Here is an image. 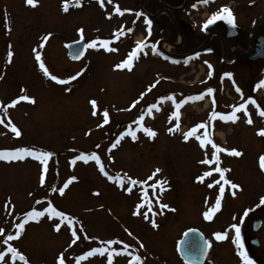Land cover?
<instances>
[{
    "label": "rangeland",
    "instance_id": "1",
    "mask_svg": "<svg viewBox=\"0 0 264 264\" xmlns=\"http://www.w3.org/2000/svg\"><path fill=\"white\" fill-rule=\"evenodd\" d=\"M62 1L37 0L35 6H30L26 0H0V149L29 147L52 153L46 166L31 156L0 160V251L7 253L4 241L20 231L16 224L25 220L27 212L33 208L43 211L51 205L73 217V222L68 224L51 212L38 220H27L20 236L10 242L27 258V264H59L61 254L65 264H108L109 259L112 264H134L133 255H140L143 264H187L177 253V243L189 228L200 229L212 242L206 264H241L231 225L240 223L249 209L246 221L251 217L263 218L264 222V205L260 204L264 168L259 162L264 156V136L259 134L264 129V116L260 115L264 110V86H258L264 80V58H250L256 36L264 34V0H213V6L199 3L201 13L194 18L198 32L203 30L204 13L211 11L213 15L229 4L241 37L240 42L228 38L230 42L222 47V53L201 51L188 62L177 54L184 48L187 52L193 50L197 42H188L182 48L174 44L178 32L170 20L175 18L167 14L168 10L157 11L158 0L146 4L154 20H159L151 24L153 40L138 51L132 36L140 39L143 34L123 33L120 42L115 43V30L131 25L137 16L133 11L116 13L121 0H104L103 5L100 0H81L82 7H69L67 11ZM122 1L121 8H129L130 0ZM162 1L172 5L179 2ZM79 29H83L88 44L96 40L97 46L88 47L82 59L69 60L66 45L81 37ZM49 33L51 54L46 55L41 44ZM214 33L200 37L199 43L206 44ZM104 40L111 42L112 50L103 46ZM158 40H162L163 48L157 47ZM6 44L11 49H6ZM158 48L167 51L173 60L153 54ZM9 51L13 53L11 60ZM134 51L137 55L130 69L115 67ZM37 52L50 75L40 68ZM205 61L212 66L211 75ZM226 72L232 77H225ZM52 75L58 79L52 80ZM209 87L215 89L214 93L204 95L205 100H188L179 108V119L173 116L177 103L206 93ZM22 95L34 102L19 100ZM93 99L97 102L95 109L90 103ZM13 100L17 101L15 105ZM241 103L246 104L247 112H237L234 122L211 116L213 111L231 113ZM152 104L157 107L149 111ZM105 109L109 114L107 124L103 123ZM141 115L144 119L137 123ZM202 122L207 125L197 130L198 135L203 139L207 132V139H213L216 132L214 144L222 149L220 152L209 143L201 146L196 136L184 139ZM13 124L20 130L19 137L12 131ZM129 127L137 139L126 134L116 148H111ZM170 127L172 132L168 131ZM144 128L152 129L156 136L150 137ZM226 148L229 151H223ZM232 149L241 155L231 154ZM91 153L99 161L75 160ZM205 160L212 163H202ZM101 166L108 176L123 179L124 187L120 179L105 176ZM217 167L228 169L223 178L216 171L204 176ZM156 168L161 171L152 176ZM199 176L203 179H197ZM71 177L77 179L61 194L59 188ZM129 177L143 183L130 184ZM226 180L241 187L233 189ZM221 186L225 189L222 197ZM218 197L220 208L212 213L211 220L205 219L203 213L215 207ZM162 204L169 207L163 209ZM153 219L159 227H153ZM56 224H60L59 230ZM216 232H226L227 237L217 240ZM259 234L263 247L254 248V256L264 264V225ZM109 240L116 243L109 245ZM98 247L107 251L80 259ZM0 264L24 261L8 254Z\"/></svg>",
    "mask_w": 264,
    "mask_h": 264
},
{
    "label": "snow or ice",
    "instance_id": "2",
    "mask_svg": "<svg viewBox=\"0 0 264 264\" xmlns=\"http://www.w3.org/2000/svg\"><path fill=\"white\" fill-rule=\"evenodd\" d=\"M109 2H111V0H109ZM208 2H209V0H197V3H202V4H207ZM36 3H37V0H26V4H28L30 6H35ZM75 3H76L77 6H79L80 0H75ZM100 3H101V5H103L104 0H100ZM68 6H69L68 0H65V5H64L65 11H67ZM196 6H197L196 4L193 5V7H196ZM115 11L117 13H119L120 15H123L124 12L131 11V10L130 9H123V10H121V8L118 5H116ZM220 19L226 20L230 25H234L235 24L234 15H233L232 11L230 10V8H228L227 6H222V8L219 11H217L216 13H214L208 20L205 21V23L203 25V28L206 30L209 25H211L216 20H220ZM145 23L147 25L148 33H149V35H151V24H152L151 19H146ZM78 31L81 34V39H83V29H79ZM128 31L131 32L132 29L129 28ZM51 35L52 34L49 33L46 36H44L43 37V41H47L48 38ZM110 43L111 42L109 40H104L103 41V46L106 49H108V50H112V49L109 48ZM42 46H43V43L41 44V47ZM96 46H97V41L96 40H92V41H90L89 44L85 45V48H87V47H96ZM145 46L146 45L144 43H138V45H137V51L140 48H143ZM137 51H134L133 53H131L128 56L127 59H125L122 63L117 64L115 67L116 68L127 67V68L130 69L132 67L133 57L137 55ZM82 54H83V52L81 50H78L77 51V58L80 55H82ZM12 55H13V53L11 51H9L8 52L9 60H11ZM195 55L196 56H199L200 54L199 53H196ZM36 59L38 61H40V68L43 69L44 73L46 75H50V73L48 72V69L45 67L43 61H41V57H40V53L39 52L36 53ZM189 59H191V58H186L185 62H188ZM174 62L179 63V61H174ZM205 63L208 64L207 61H205ZM208 66H209L210 75H211V68H212V66L210 64H208ZM79 75H81V73H76V76H79ZM224 76L230 78V77H232V73L226 72V73H224ZM75 78L76 77H70V79H75ZM51 79L52 80H57L58 77L55 76V75H52L51 76ZM59 82L60 83H66V81H64V80H60ZM233 83L235 84V81H233ZM154 86L155 85H153V87ZM258 86H264V80H261L259 82V85ZM214 91H215V89L209 87V88H207L206 93H202L201 95H198V96H190V97L187 98V100H184V101H181V102L177 103L176 104L177 111L173 113V116H175L177 119H179V116H180L179 108L181 107V105L183 103H186L188 100H199V99H203V96L204 95H206V94H212V93H214ZM236 91L237 92H240L241 91L238 86L236 87ZM18 99L19 100H31L32 102H34V99L31 98V97H29V96H27V95H22ZM161 99H169V97H161ZM172 99H174V97ZM249 101L251 103H255V100L252 99L251 97H249ZM11 103L13 105H15L17 103V101L16 100H13ZM90 103H91L93 109H95L96 108V105H97L96 100L93 99V100L90 101ZM156 107H157L156 104L150 105L149 111H151L152 109H155ZM257 107H259V106H257ZM241 110H244L245 112H247V106H246V104H244V103L239 104V106L233 108V111L231 113H227V114L226 113H222V112L213 111L211 113V116L213 118L219 117L220 119H222L224 121H233L234 122V121H236L238 119L237 112H239ZM93 115H96V112L95 111L93 112ZM260 115L261 116H264V110H262L260 112ZM108 116H109L108 111L105 109L103 111V123H105V124L108 123ZM143 119H144V116L141 115L139 117V120L137 121V123L143 121ZM2 122H3V120L0 119V123H2ZM248 123L249 124L252 123L251 118L248 119ZM206 125H207V122H202V123L196 124L189 132H187L184 135V139L185 140H188L189 137L196 136L197 139L200 140L201 146H204L206 143H211V141L207 139V136H208L207 132L204 133V137L205 138H203V139H201L200 136L197 133V130L198 129L205 128ZM140 126L143 127V124H141ZM11 128H12V131L15 133V135L17 137H19L21 135L20 130L14 124L11 125ZM144 131L150 137H155L156 136V132L153 131L150 128H144ZM168 131L169 132H172V128L170 127L168 129ZM126 134L127 135H131V138L133 140L137 139L136 132L133 131L131 129V127H129L127 133H121L120 134V137L117 138V140L111 145V148H116L117 145L120 143V139H122ZM259 134L262 135V136H264V129H260L259 130ZM212 147L216 149V152L217 153L222 150V149L219 148V146L215 145L214 143L212 144ZM223 151H228V150L227 149H223ZM231 154H233L235 156H240L241 155V152L238 151V150H236V149H232L231 150ZM26 156L35 157L36 159L41 160L43 162V164L46 166L47 163H48V159L52 156V153L51 152H48V151L33 150V149L29 148V147H20V148H15V149H12V150L0 149V160H4V161L21 160V159H23ZM89 159L99 161V157L95 153H91V154H81V155L75 157V160H83L85 162H87ZM215 159H216L217 163H219V156L218 155L215 157ZM260 161H261V167L264 168V156H261L260 157ZM73 162H75V161H73ZM202 163H212V161L205 160V161H202ZM100 170L102 172H104L103 166H101V169ZM45 171H46V167H45ZM160 171H161V169L156 168L154 170V172L152 173V176H155ZM215 171L218 172V173H220L221 174V177L223 178V173L226 172V171H228V169H224V168L217 167L215 169ZM104 175L105 176H108V173L107 172H104ZM210 175H211L210 172H205L204 173V176H210ZM108 178L110 180L111 179H120V186L121 187H124L123 179H121L120 177L108 176ZM76 179H77L76 177H71L67 182L64 183L63 187L59 188V192L61 194H63L64 191H65V189L68 187V185L72 181H74ZM149 179H151V177H149ZM197 179L202 180L203 179V176H199V177H197ZM128 181H129L130 184H140V183H143L140 180H133L130 177L128 178ZM43 182L44 181H43V178H42L41 179V183H43ZM156 183L157 184H160L161 181H157ZM163 183H166V181L163 182ZM225 183L230 184L233 189H238V188L241 187L239 184H233L231 181H227L226 180ZM155 186L156 185L154 184L153 187H155ZM52 190L53 191H56L57 189L53 188ZM126 190L128 192H131L132 191L131 188H128ZM161 191H163V188L161 189ZM224 191H225L224 187L221 186L219 188V196L220 197L223 196ZM231 194L233 196H235L236 195V192L233 191ZM37 203H39V201ZM260 204L264 205V197H261L260 198ZM220 206H221V200L218 197L216 199V201H215V207L212 208L211 210L205 211L203 213L205 219L211 220L213 218L212 213L214 211L218 210L220 208ZM161 207L163 209H167L169 207V205L162 204ZM172 210L175 211V209H172ZM249 211H251V209L246 210L244 212V216H247ZM45 212H51L53 215H55L57 217H60L61 220H65L66 219L68 224H72L73 219H74L73 217L66 216V214L63 211H57L51 205H49V207L46 208V209H44L43 211H38L35 208H33L31 211L27 212L26 218H25V220L23 222L16 224V228L19 229L20 231H18L15 234V236L8 235L7 240L4 241V243L7 245V253H5L4 251H0V261L4 260L5 256L8 255V254H10L13 259H15L16 257H19V260L24 261V264H27V258L22 253H20L17 250L16 247L12 246V244L10 242L20 236V232L23 231L24 224L27 222V220H38L40 217L44 216ZM151 223H152L153 227H159L156 224V221L154 219L151 221ZM55 228L57 230H59L60 229V224H56L55 225ZM231 228H233L235 230L234 242H235L237 248L239 249V255L243 258L244 264H257L256 260H254L248 254L247 250L245 249L244 242H243L242 236H241V224L240 223L232 224L231 225ZM0 233H3V229H0ZM75 234H76L75 231H73V235H75ZM214 235H215V238L217 240H224L227 237V233L226 232H216ZM75 242L76 241L74 240L73 243H75ZM114 243H116V241H113V240L107 241V244H109V245L114 244ZM140 247H143V244H141ZM204 247L206 248L207 247V244H205ZM106 251H107V249L106 248H102V247L93 248L90 252L84 253V255L80 259H84L85 257L90 256V255H93L95 253H101V254H103ZM113 251H115V249H113ZM132 261L134 262V264H143L142 257L140 255H133L132 256ZM59 264H65V258L63 256V254H61L60 257H59ZM108 264H112V262H111L110 259H109Z\"/></svg>",
    "mask_w": 264,
    "mask_h": 264
},
{
    "label": "flooded vegetation",
    "instance_id": "3",
    "mask_svg": "<svg viewBox=\"0 0 264 264\" xmlns=\"http://www.w3.org/2000/svg\"><path fill=\"white\" fill-rule=\"evenodd\" d=\"M154 1L157 2V0H154ZM147 3H149V0H130V5H129V8H127V9H130L131 11H126L124 13L133 14L132 13V11H133L136 13L137 16L136 17L134 16V18H133L134 23H132L131 25L126 26V27L119 29V30H115V32L113 34H114L115 39H116V41H115L116 44H118L120 42L119 40H121V38H123V33H132V35L133 34H143L140 39L137 36H132L133 45L135 47H137L138 43H144L146 45L145 47L140 48V50L145 49L149 46L150 42H152V40H153V37L151 35H149L148 30L145 28V26H146L145 21H146V19H151L152 25H153V23L156 22V19L154 20L153 16L149 17V15H147L144 12L145 10L148 11L146 8ZM157 4H159L157 11L162 10L163 11L162 13H165L168 10L167 14L171 13L172 15H169V16H173L175 18L174 21L170 20V23L172 24V25L171 24L170 25L173 26L174 28H176V30L178 32V37H177V41H176L177 47L182 48L188 42H193V41L197 42L196 48H194L193 50L187 52V49L184 48L183 53L177 54V56L183 57L182 60H186V58H191L190 60H192L195 58V56H196L195 54L199 53L201 51L204 53H209V54H218L219 52H221L222 47H225L226 44H229L230 39H228L226 37L227 28H226V26L222 20H216L215 22L212 23V26L210 28H207L206 30L204 28H203V30L199 29L200 33L198 32V30H196V22H195L194 18L197 14L201 13V9H202L200 7L199 3H197V0H179V2L175 5L170 4L171 7H168L166 3H163L161 1L160 2L158 1ZM194 4H196L197 6L193 7ZM207 4H212L211 6H213L215 4V2H213V0H209V2ZM122 5H123V1L121 0V1H119L118 6L121 8ZM226 6L228 7V4ZM106 8H107V6L104 5L105 10H106ZM199 9H200V11H199ZM205 9L209 10L207 7ZM121 10H123V9L121 8ZM204 14H206L204 19H207L210 16V14L212 16L211 11H207V13H204ZM158 22H159V20L156 22V24ZM129 28L132 29L131 32L128 31ZM125 29H126V31H124ZM112 31H114V30H112ZM151 31H152V29H151ZM212 31H215V33H214L215 37L212 35L210 37V39L208 40V42L204 45L199 43L200 37H202V36L206 37ZM240 37H241V31H240V29H238V33L235 37L236 42H240ZM159 41L160 40H158V42ZM254 44H255V42H254ZM6 49H11V45L6 44ZM42 52H43V54H46V55L51 54V46L49 45L48 40L45 41L43 48H42ZM259 162H260V166H261L260 159H259ZM254 220L255 219L249 217V219L246 221V217L245 216L243 217V219L240 222V224H241V236H242V240L244 242L245 249L247 250L248 254L254 260H256L257 264H260L257 261L256 257L254 256V253H255L254 248H259V247L262 248L263 247V241L261 238V234H259V232H260L261 228L263 227L264 222L262 220V225L258 229L255 230L253 228V221ZM256 233L259 235H254ZM246 234H249L250 237L245 238L244 236ZM233 237H235V230L233 231ZM253 238L258 239L257 245L255 243L251 242V240ZM233 245H234V248H236L237 257L239 258L240 263L244 264V260L239 255V249L237 248L235 242L233 243Z\"/></svg>",
    "mask_w": 264,
    "mask_h": 264
},
{
    "label": "water",
    "instance_id": "4",
    "mask_svg": "<svg viewBox=\"0 0 264 264\" xmlns=\"http://www.w3.org/2000/svg\"><path fill=\"white\" fill-rule=\"evenodd\" d=\"M223 22L227 27V36L228 37L236 36L237 29L235 27V24L230 25L226 20H223ZM210 26H212V24L209 25L208 27ZM85 45H87L85 39H78L76 41L69 42L66 45L67 57L73 61L81 59L87 51ZM78 50H81L83 54L77 58ZM250 58L251 59L264 58V34L257 36L255 52L250 56ZM260 225H261V220H256L253 223L254 229H257ZM245 236L246 238L249 237L248 234H246ZM253 242L256 243L257 240L255 239L253 240ZM205 244H207L206 248L204 247ZM209 248H210L209 240L199 229L196 228H190L186 230L183 233V236L179 240L177 245V251L180 257L188 264H204L205 259L209 253Z\"/></svg>",
    "mask_w": 264,
    "mask_h": 264
}]
</instances>
